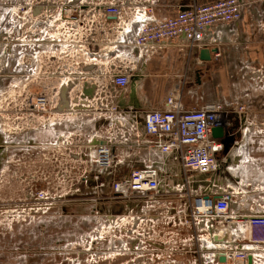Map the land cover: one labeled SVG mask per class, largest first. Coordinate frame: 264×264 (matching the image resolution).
<instances>
[{"label": "built area", "instance_id": "1", "mask_svg": "<svg viewBox=\"0 0 264 264\" xmlns=\"http://www.w3.org/2000/svg\"><path fill=\"white\" fill-rule=\"evenodd\" d=\"M154 3L155 0H24L23 4L18 3L17 6L11 7L12 19L19 22L15 42L30 49L29 54L18 57L17 64L22 66L25 64L23 59L36 61L39 56L44 55V65L39 67H54L47 73V77L57 78V83L51 86L48 93L40 91L31 95L28 101L29 115L34 117L44 113L45 122H48L47 117L54 114L60 103L62 87L68 88V117L78 118L85 110L88 111L86 114H93L94 117L116 114L119 108L116 98L128 85L129 75L124 71V62L119 60L118 64H109L106 83L96 81L94 77H87L85 67L99 61L95 57L96 52L109 53L116 49L119 39L130 30L134 21L139 23L132 44L138 51L136 59L149 55L158 44L175 41L181 36L191 46L201 45L206 30L219 24L238 22L245 4L243 0H216L179 9L172 16L157 17L154 14ZM19 11H22L21 15ZM23 18H29V33L22 31ZM67 18H71V21L68 22ZM66 23L70 25L68 30L65 28ZM53 27L55 30H52ZM106 44L111 46L107 48ZM38 47H41L39 52L36 50ZM105 65L107 66L108 62ZM32 71L33 67H30L25 77L31 78ZM74 80L78 81V84L72 87ZM84 81L96 85L92 97L80 96ZM244 110V106L238 108V111ZM224 116V108L215 102L185 109L180 92L172 91L166 97L164 109L150 110L144 114L143 129L146 134L153 136L154 146L161 152L176 151L183 169L202 174L214 173L218 169L217 156L223 151L224 144L212 136V129L224 126ZM90 140L91 138L87 139L86 145H89ZM71 145L70 138L61 134L51 144V150L62 149L59 152L60 160H57L58 155L53 159L59 163L56 164L49 155L43 156L46 164L47 161L50 162L47 164L52 168L49 171L54 174L58 185L52 195L49 187L51 180L47 177L44 179L45 188L38 193L35 194L34 190L30 189L31 201H39L38 207L42 211L50 210L54 199L61 200L68 194L64 191L68 182L70 193L72 190H78L80 180L87 179L85 173H72L74 166L65 164L67 159H71ZM90 147L93 164L98 169L104 170L112 165L113 154L107 142ZM75 153H82L78 143ZM29 175L34 179L32 174ZM157 178V171L152 167L135 169L126 179L114 182L112 189L114 194L121 198L129 197L133 192L157 198ZM188 179L189 176H186V188L183 190V195L188 200L187 225L197 227L203 224L207 233L210 228L215 227L216 222L221 225L232 222L245 225V233L233 242H228L222 231L206 236L209 246L213 248L211 255L204 257L200 254L198 246L193 250V244L189 253L193 251V256L198 253L201 264H248L249 258L251 264H264V247L260 248L264 245V204L256 200V205L253 202L249 205L250 212L244 213L238 208H231L232 203L236 206L240 203V207L243 206L242 191L235 192L227 188L217 190L210 187L198 191L199 188L189 186L191 182ZM240 193L241 196L237 198ZM35 205H29L28 210H34ZM255 210L258 212H251ZM158 236L151 222L147 223L143 216L129 214L100 225L95 241H113V250L108 252V256L141 254L140 247L144 243L156 248L154 243ZM194 238L196 241L202 239L203 233L195 234L192 238L190 236L188 240L193 243ZM117 241H121L120 247H117ZM167 250L169 254L175 253L172 247ZM178 254L186 258L185 250ZM221 257L224 258L223 261L220 260ZM186 261L188 264H195L193 259H185ZM128 262L132 263L133 260ZM183 262L178 261L177 264Z\"/></svg>", "mask_w": 264, "mask_h": 264}, {"label": "crops", "instance_id": "2", "mask_svg": "<svg viewBox=\"0 0 264 264\" xmlns=\"http://www.w3.org/2000/svg\"><path fill=\"white\" fill-rule=\"evenodd\" d=\"M213 1L216 0H155L154 14L157 17L172 16L179 9ZM243 1L241 19L206 30L201 45L191 46L181 36L175 41L158 44L149 55L136 59L138 51L132 44L139 23L134 21L130 30L119 39L116 49L109 53L96 52L99 61L85 67L87 77L106 83L109 64L119 60L124 62V71L129 75L128 85L116 98L119 107L116 114L94 117L82 112L78 118L68 117L69 103L60 100L57 114L61 115L58 117L61 123L48 126L47 130L70 138L72 154L65 164L74 166L78 174L87 175L85 181H79L78 190L64 196L62 203L76 202L79 209L88 205L89 213L92 212L89 220L95 222L90 232L93 234L90 245L102 241H95L100 225L129 214L143 216L147 223L154 225L159 234L154 243L157 250H167L162 243L167 242L173 247L179 242L174 250L176 256L184 250L186 256L193 255L189 253L192 240L190 242L188 238L198 231L203 233L198 247L204 257L213 252L206 236L222 231L226 240L233 242L245 233V225L238 222L226 225L216 222L208 233L205 226L199 224L193 231L194 226L187 225L188 200L183 195L186 176L191 182L189 186L199 188L198 191L210 187L239 192L243 190V182L259 186L263 183L257 179L264 176V0ZM106 45L107 48L111 46ZM202 51L203 57L209 59H201ZM172 91L180 92L185 109L212 102L220 103L224 108V131L232 141L224 144L223 151L217 156L216 172L202 174L183 169L176 151L161 152L154 146L153 136L145 133L144 114L164 109L166 97ZM241 106L245 107L244 111H238ZM66 120L73 121L68 123ZM47 135L37 137L34 143L43 146L49 155L52 143ZM88 138H91L90 146L99 141L107 142L113 154L110 167L100 170L93 164L91 147L86 145ZM218 139L222 142V138ZM76 143L81 146L79 155L75 153ZM146 167L157 171V198L135 192L126 198L114 194V182L126 179L135 169ZM251 203L243 199L242 207L240 203L237 206L232 203L231 208L246 213ZM180 229L186 230L188 237L178 239ZM105 242L108 254L113 250V241L106 239ZM117 244L120 247L121 241Z\"/></svg>", "mask_w": 264, "mask_h": 264}, {"label": "rangeland", "instance_id": "3", "mask_svg": "<svg viewBox=\"0 0 264 264\" xmlns=\"http://www.w3.org/2000/svg\"><path fill=\"white\" fill-rule=\"evenodd\" d=\"M10 2V0H0V13ZM3 4L7 5L2 7ZM67 20L70 22L71 18H67ZM21 22L23 23V33L28 32L29 18H23ZM69 26V24H65L67 30ZM52 30H55V27ZM5 37L8 42L9 34ZM6 41L2 39V47L7 46ZM17 45L25 48L23 44ZM0 60V64H3L7 59L0 56ZM23 61L24 65L7 70L13 73L9 77H2V82L0 81L2 84V87H0V144L5 145L6 143L2 156L4 162L0 167V264H128L126 263L128 260H133V264H177L178 261L182 260L184 261L183 264H188L185 259H193L192 262L195 264H201L200 259L197 257L198 253L194 256L187 254L185 258L176 256L175 253L169 254L168 250L159 251L153 245L147 243L141 245L140 249H143L141 254H114L115 256L112 254L108 256L105 240L93 244V246L89 244L90 236L93 235L90 232L95 222L89 220L92 212L89 213L88 205H83L79 209L78 205H75L76 202L62 203L63 199L58 201L54 199L52 201L53 207L48 211H42L38 207L40 205L39 201H31L30 189H33L35 194L38 193L42 188H45L44 179L47 177L51 180L49 187L52 190V195H54L55 188H57L58 182L55 180L54 174L49 171V169H52L51 165L47 166L43 160V156L47 155V151L43 150V146L36 145L34 140H37V137L42 136V134H48L47 136L52 143L59 136V133L57 131L51 133L47 129L48 126L61 123L58 118L61 115L47 112V114H50L47 117L48 122H45L46 116L44 113L41 115L36 114L34 117L29 115L28 101L31 95L38 94L40 91L48 93L51 86L57 83V78L56 76L47 77V73L54 67L49 69L39 67V65H44V55L39 56L36 61L25 59ZM6 63L7 65L13 64L9 61ZM29 63L31 65H28ZM30 67H33L32 77L28 76L27 78L25 75L29 72L26 71ZM7 71L0 72V74H10ZM66 100L69 102L68 94ZM85 112L88 113L86 110ZM85 115L88 114L85 113ZM66 121L71 123L73 120ZM84 122H87V119ZM51 149L48 151V157L53 160L58 155L57 160H60L59 152L62 149L58 151L57 149ZM54 162L59 163L58 161ZM73 172L77 173L76 170H73ZM29 174H32L34 179ZM18 177L19 179H17ZM257 180H261L263 183L259 186L249 181L243 182V190H240L244 193V199L247 201L258 200L261 203L260 198L264 199V190L258 189H264V176L259 177ZM27 183H29L28 188ZM31 185L33 186L31 187ZM69 186L70 182L65 186L64 191H67V193H69ZM241 194H238L237 198ZM12 202L16 204L10 206L9 203ZM31 204H36L34 206L36 211L31 210L30 212L28 210ZM248 212L250 211H246V213ZM251 212H258V210ZM196 228L193 227L192 230L194 231ZM177 232L178 239L188 237L186 230L180 229ZM192 244L193 250H195L199 245V239L196 241L194 238ZM162 245H166L167 248L172 247L168 246L169 243L167 242L162 243ZM178 245L179 242L175 243L172 249L175 250ZM262 247L264 245L260 246V248ZM190 253H193V251Z\"/></svg>", "mask_w": 264, "mask_h": 264}, {"label": "flooded vegetation", "instance_id": "4", "mask_svg": "<svg viewBox=\"0 0 264 264\" xmlns=\"http://www.w3.org/2000/svg\"><path fill=\"white\" fill-rule=\"evenodd\" d=\"M10 1L11 2L8 5L7 4L2 5V7L6 6V5H7V7L5 9H2V12L0 13V50H2L0 52V56H3L7 59L4 62L2 61L3 64H0V65H2V66H0V72H3V71L5 72L7 70L9 71L11 68L14 69L15 66L19 67V65L17 64L18 63V57L21 55H24V54L27 55L30 53V49L20 47L19 45H17L18 43L15 42V37L17 35V27H19V24H18L19 22L16 19L13 20L11 17V13H10L11 7L17 6L18 3L23 4L24 0H10ZM19 14L21 15L22 11H19ZM6 17H7V19H6ZM7 34H9L8 42L6 41V37H5V35H7ZM1 38L6 41L5 42V43H7L6 47H2L3 43H2ZM36 50L40 51L41 47L36 48ZM7 61H9L10 63L13 62V64L7 65V63H6ZM0 62H1V60H0ZM8 71H7V73H10ZM12 73L13 72L11 71L10 74H5V73L0 74V81L2 82V77H4V78L9 77ZM1 85L2 84L0 83V87H2ZM5 145H6V143H5ZM5 145L0 144V167H1L2 162H4V161H2V159H4V157L2 158V156L4 154L3 149L5 148L4 147ZM28 185H29V183H27V188H28ZM24 191H25V188H24ZM15 204H16L15 202L9 203L10 206L15 205Z\"/></svg>", "mask_w": 264, "mask_h": 264}, {"label": "water", "instance_id": "5", "mask_svg": "<svg viewBox=\"0 0 264 264\" xmlns=\"http://www.w3.org/2000/svg\"><path fill=\"white\" fill-rule=\"evenodd\" d=\"M215 51V50H214ZM213 51V52H214ZM204 52H201V59H209V57H203ZM78 84V81H73L72 87L76 86ZM96 85L95 84H89L88 82L84 81L81 87V97H92L95 91ZM68 88L62 87L60 91V98L62 99V102L65 104L66 103V92ZM212 136L215 138H222L223 144H226L228 141H232L231 136H228V132L224 131V127H215L212 129ZM99 144H104V141H99ZM221 261L224 260L223 257L220 258ZM248 264H251V259L249 258Z\"/></svg>", "mask_w": 264, "mask_h": 264}]
</instances>
